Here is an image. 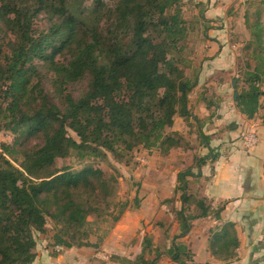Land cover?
<instances>
[{"label":"trees","instance_id":"16d2710c","mask_svg":"<svg viewBox=\"0 0 264 264\" xmlns=\"http://www.w3.org/2000/svg\"><path fill=\"white\" fill-rule=\"evenodd\" d=\"M68 1L1 0L0 32L5 29L15 40L9 53L0 42V132L13 135L12 143H0V264H32L36 233H46L47 217L65 232L54 235L52 254L56 246H98L78 241L77 234L88 237V217L96 209L85 197L105 192L106 174L93 166L58 169L57 159L72 152L81 160L108 154L121 158L140 146L168 154L177 138L171 132L176 116H191L187 97L198 82L170 57L185 36L178 0H93L88 23L77 15L80 7L70 10ZM41 14L48 20L45 29L34 25ZM263 14L264 8L258 10L252 23L246 18L248 49L253 48L257 64L247 72L248 87L235 102L248 119L259 112L264 81ZM36 61L53 72L49 80L62 105L49 98L41 77L34 83L40 74ZM83 82L75 95L70 88ZM32 140L40 142L31 145ZM207 159H198V166ZM191 173L180 174L183 190ZM204 204L201 200V216L208 215ZM179 218L175 239L185 236L198 217L186 215L182 207ZM213 242L223 260L234 259L240 245L235 225H224ZM144 253L145 247L129 264L158 263L160 253L148 260ZM166 254L175 264L192 261L180 242L174 241Z\"/></svg>","mask_w":264,"mask_h":264},{"label":"crops","instance_id":"0c3cea01","mask_svg":"<svg viewBox=\"0 0 264 264\" xmlns=\"http://www.w3.org/2000/svg\"><path fill=\"white\" fill-rule=\"evenodd\" d=\"M225 49L221 58L210 62L214 72L227 62ZM190 96L191 93L187 106L191 116H176L171 132L177 138L162 159L169 162L171 169L151 173L162 179L161 185L152 182V186L145 187L138 208L126 212L113 230L112 238L117 242L125 239L123 234L133 241L125 246L127 252L123 256L107 255L89 246H73L52 254L54 248L38 244L32 264H129L142 254L144 247L146 260L160 253L157 264H175L166 254L174 241L186 245L192 259L186 264H264V117L257 114L248 119L235 102L229 105L222 100L219 108L210 107L203 93L200 101L196 97L191 102ZM197 104L201 105L200 112ZM250 127L255 128L259 139L253 151L241 145L242 136ZM204 157L209 159L198 166V159ZM188 170L192 173L185 176L187 188L183 190L180 174ZM201 200L207 216L200 215ZM182 207L186 215L198 218L190 221L191 229L185 236L175 239L180 235ZM142 222L145 227L141 231ZM227 223L235 225L240 242L236 257L229 261L223 260L224 254L213 242ZM98 253L107 259L98 257Z\"/></svg>","mask_w":264,"mask_h":264},{"label":"rangeland","instance_id":"374dc122","mask_svg":"<svg viewBox=\"0 0 264 264\" xmlns=\"http://www.w3.org/2000/svg\"><path fill=\"white\" fill-rule=\"evenodd\" d=\"M75 1H68L69 9L74 11L76 7H80L82 12L76 13L88 23L87 17L90 16L88 10L93 5V0ZM104 2L111 4L109 0H104ZM178 3L181 8V16L185 21V36L179 41L176 50L170 53V57L175 60L188 79L198 82V85L188 93L187 103L190 102V93L191 102H194L196 97L200 101L199 97L203 93L218 108L222 100L229 105L234 103L237 99H235L234 93H237L238 97V94L248 87L247 72L250 67L253 68L257 64L253 58V48L248 49L251 36L246 18L248 17L249 22L252 23L255 20V13L264 8V0H178ZM32 5L33 2H31ZM262 19H264V14ZM34 25L45 29L49 24L46 16L41 14L36 17ZM14 40L15 37L12 33L9 32L6 35L5 29L0 32V42L4 51L10 52V43ZM224 47L226 48L224 58L227 59V62L222 64L219 72H214L210 62L217 57H222L221 53ZM57 59L64 61L67 58L57 57ZM36 63L40 74L34 78V83L41 77L49 98L62 105V100L56 97L54 87L49 80L53 76V72H48L43 63L38 61ZM234 80H236L235 85H233ZM85 84L83 82L75 85L70 90L78 95ZM259 85L262 94L258 114L264 117V81ZM195 106L200 112L199 106L201 105ZM69 135L75 140H79L72 130H69ZM12 141L13 135L10 132H0V143H12ZM39 142V140H32L30 144L36 145ZM166 155L162 154L158 148L147 150L140 146L121 158H115L108 154L106 159L87 158L81 160L75 152H72L66 158L57 159L58 169L66 168L78 171L85 166H93L104 171L108 180L103 194L85 197L95 207L96 212L88 217L89 224L86 227L88 237L81 233L77 234L78 241L81 239L95 245L98 244L97 247L89 246L92 250L98 249L96 251H103L107 255L123 256L127 252L125 246L130 245L133 241L130 240L131 238L126 239L123 234L125 239L120 238L121 240L117 242L115 238H112L113 230L126 212L138 208L140 200L145 195L143 190L145 187L152 186V182L154 185H161L162 179L151 173L171 169L168 168L169 162L166 164L162 160L166 158ZM175 160H171L172 165ZM174 171H176V165L173 168ZM141 226L142 231L145 224L142 222ZM61 233L65 235L63 226L58 224L55 219L47 217L46 233H36L37 242L39 245H46L52 249L55 242L54 235ZM136 243L137 241L134 242V244Z\"/></svg>","mask_w":264,"mask_h":264},{"label":"built area","instance_id":"2783aa9c","mask_svg":"<svg viewBox=\"0 0 264 264\" xmlns=\"http://www.w3.org/2000/svg\"><path fill=\"white\" fill-rule=\"evenodd\" d=\"M258 142L259 139H258L257 131L255 130V128L250 127L243 134L241 145L243 149L247 151H253L258 146ZM63 249L64 248L62 246L55 247L56 252H61ZM97 256L102 259H107V257L103 253H98Z\"/></svg>","mask_w":264,"mask_h":264},{"label":"water","instance_id":"95a60500","mask_svg":"<svg viewBox=\"0 0 264 264\" xmlns=\"http://www.w3.org/2000/svg\"><path fill=\"white\" fill-rule=\"evenodd\" d=\"M235 84H236V80L233 81V85H235ZM234 97H235V99L237 98V93H234Z\"/></svg>","mask_w":264,"mask_h":264}]
</instances>
